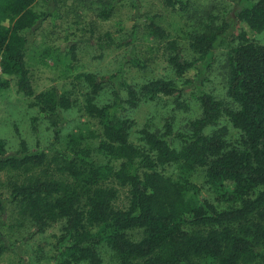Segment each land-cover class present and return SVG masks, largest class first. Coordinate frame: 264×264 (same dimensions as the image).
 <instances>
[{
    "label": "trees",
    "instance_id": "trees-1",
    "mask_svg": "<svg viewBox=\"0 0 264 264\" xmlns=\"http://www.w3.org/2000/svg\"><path fill=\"white\" fill-rule=\"evenodd\" d=\"M119 1H101L99 16L110 19ZM239 1L233 15L237 23L264 32V0ZM164 2L187 12L192 0ZM37 3L0 0V91L14 82L17 93L37 110L31 120L37 137L40 119L49 122L53 133L50 149L36 152L20 136L16 151L0 139V173L13 177L9 196L0 193V259L9 249L2 229L14 227L8 223L10 201L13 214L32 230L29 236L62 224L51 264H103V248L119 264H264V45L246 31L230 37L226 100L197 94L201 114L184 132L171 123L160 132L143 129L139 144L131 140L136 123L123 112L143 101L172 98L187 110L184 89L172 80L156 79L139 90L123 82L122 94L119 75L83 73L78 79L88 91L81 110L98 129L69 133L64 139L65 114L77 101L57 87L37 93L27 66L35 32L47 15L57 17L54 3L48 13L38 12ZM146 20L148 35L166 42L168 62L178 78L200 63H211L216 45L230 29L223 21L196 36L194 56L188 59L156 15ZM137 35L135 26L131 44ZM133 64L144 67L137 57ZM107 88H112L113 101L100 105ZM229 126L238 131L237 138L227 137ZM199 173L203 183L196 181ZM121 189H127L129 205L117 209ZM226 202L231 206L219 209ZM135 230L142 231L139 241L128 236Z\"/></svg>",
    "mask_w": 264,
    "mask_h": 264
},
{
    "label": "rangeland",
    "instance_id": "rangeland-1",
    "mask_svg": "<svg viewBox=\"0 0 264 264\" xmlns=\"http://www.w3.org/2000/svg\"><path fill=\"white\" fill-rule=\"evenodd\" d=\"M101 1L103 0H38L36 4L38 12L48 13L49 4L54 3L57 17L47 15L35 32L27 54V66L37 93L57 87L62 92L72 94L77 101V106L65 114L66 123L62 131L64 139L69 133H87L90 129H98L96 122L81 110L88 91L85 83L78 79L83 73L119 75L117 90L122 94H125L124 87L120 86L123 82L139 90L144 84L156 79L172 80L184 89L182 100L188 102L187 110L180 109L173 98L143 101L134 109L126 107L123 114L136 123L131 140L139 144V132L143 129L160 132L166 123H171L177 132H184L188 122L201 114L197 94L208 93L226 100L229 80L226 44L230 37L236 38L239 33L246 31L251 40L264 45V32L254 33L246 24H239L233 18L240 7L239 0H192L187 12L172 10L164 0H137V6L131 0H121L108 20L102 19L98 14ZM147 15L157 16L168 32L169 39L176 40L182 46L188 59L194 56L191 43L196 36L217 28L223 21L229 23L230 29L216 45L211 63H200L194 71L178 78L168 62L166 42L148 35ZM135 26L138 30L137 40L131 44L130 35ZM135 57L143 62L144 67L133 64ZM0 76L3 77L1 69ZM186 82L189 84L186 85ZM111 89L107 88L99 97L100 105L113 101ZM30 104V99L17 93L14 82L9 90L0 91V139L6 141L11 151L18 149L19 136L33 152L50 149L53 141L50 124L47 120H39L38 138L31 124L38 113ZM222 124L227 125L226 122ZM238 134L237 130L228 127L229 139L237 138ZM11 179L13 177L0 173V193H4L6 197L10 194L8 189ZM196 181L203 183L204 175L199 173ZM128 205V191L121 189L115 207L124 209ZM218 205L219 209L225 210L231 203ZM6 207L8 223L14 227L2 229L3 243L9 249L0 259V264H22L23 259L25 264H51L50 257L61 234L62 224L50 228L45 234L29 236L28 233L32 230L25 226L19 215L13 214L16 209L10 201L6 202ZM128 236L131 240L139 241L142 239V231H130ZM101 255L103 264H119L117 256L108 248L101 249Z\"/></svg>",
    "mask_w": 264,
    "mask_h": 264
}]
</instances>
